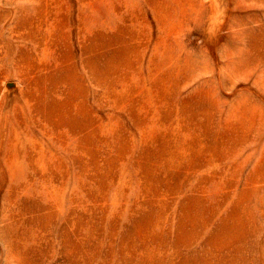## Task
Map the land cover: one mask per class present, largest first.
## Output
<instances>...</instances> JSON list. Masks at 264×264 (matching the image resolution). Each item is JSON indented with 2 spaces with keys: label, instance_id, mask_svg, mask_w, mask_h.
Wrapping results in <instances>:
<instances>
[{
  "label": "rangeland",
  "instance_id": "rangeland-1",
  "mask_svg": "<svg viewBox=\"0 0 264 264\" xmlns=\"http://www.w3.org/2000/svg\"><path fill=\"white\" fill-rule=\"evenodd\" d=\"M0 264H264V0H0Z\"/></svg>",
  "mask_w": 264,
  "mask_h": 264
}]
</instances>
